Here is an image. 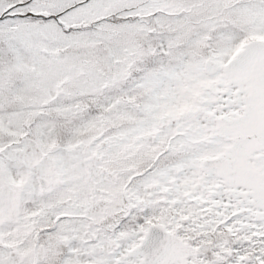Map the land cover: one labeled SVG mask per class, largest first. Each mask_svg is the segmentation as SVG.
I'll use <instances>...</instances> for the list:
<instances>
[{"label":"snow or ice","instance_id":"6c2138e0","mask_svg":"<svg viewBox=\"0 0 264 264\" xmlns=\"http://www.w3.org/2000/svg\"><path fill=\"white\" fill-rule=\"evenodd\" d=\"M0 264H264V0H0Z\"/></svg>","mask_w":264,"mask_h":264}]
</instances>
